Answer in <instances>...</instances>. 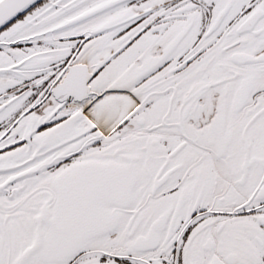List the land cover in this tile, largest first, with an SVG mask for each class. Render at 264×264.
I'll return each instance as SVG.
<instances>
[{"label": "snow or ice", "instance_id": "1", "mask_svg": "<svg viewBox=\"0 0 264 264\" xmlns=\"http://www.w3.org/2000/svg\"><path fill=\"white\" fill-rule=\"evenodd\" d=\"M0 264H264V0H0Z\"/></svg>", "mask_w": 264, "mask_h": 264}]
</instances>
